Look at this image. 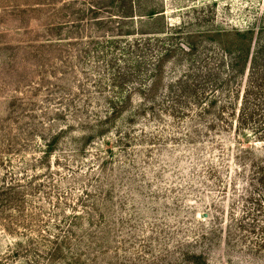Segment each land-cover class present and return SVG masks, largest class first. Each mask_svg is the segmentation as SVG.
Wrapping results in <instances>:
<instances>
[{"label":"rangeland","instance_id":"obj_1","mask_svg":"<svg viewBox=\"0 0 264 264\" xmlns=\"http://www.w3.org/2000/svg\"><path fill=\"white\" fill-rule=\"evenodd\" d=\"M109 1L0 0V141L7 145L10 140L21 139L24 146L18 151L9 147L0 151L19 167L24 161L41 158L44 139L70 126L71 133L51 156L49 170L38 167L30 171L42 175L48 170L56 181L67 178L60 193L51 191L48 200L46 195L38 194L29 211L35 217L41 215L48 230L65 222L71 224L75 252L64 255L65 264H73V257L79 256L81 264H168L184 250H192L190 242L211 226L219 212L226 219L233 192L229 190L223 196L204 184L194 168L192 146L175 141V130L169 124L156 123L144 115L127 127L141 91L150 88L148 85L143 89L136 76L140 70L145 72L152 54L143 51L140 43L139 50L133 49L122 58V52H129L124 44L151 38V33L164 27L146 22L143 16L127 24L109 19V13L115 12L108 7ZM152 9L164 10L170 25H185L192 31H229L251 26L255 17L264 13V0H134L135 13L145 15ZM61 24L66 38L63 44L42 45L47 30L57 31ZM126 32L134 36H123ZM112 40L122 43L112 46ZM114 48L118 49L116 53ZM172 67V61L164 64L165 79L158 94L178 76ZM117 70L120 74L113 77ZM125 81L124 94L133 92L131 112L113 123L105 137L94 139L73 166L69 164L70 170L63 169L61 158L74 160L72 139L83 130L78 120H70L69 116L61 120L57 115L76 107L86 111L88 120H94V114L104 113L105 107L93 98H98L99 92L114 96L117 92L112 84ZM118 130L131 133L128 147L117 142ZM144 132L162 135L163 140L141 137ZM107 150H112V156L106 154ZM101 164L105 173L99 176ZM97 168L98 175L91 178ZM57 199H61L59 208L55 207ZM42 234L48 237L55 233ZM28 236L30 233L11 237L0 227V264H64L63 259L48 262L45 253L36 251L41 239L37 233L30 236L37 242L34 249L26 246ZM18 243L24 248L16 255ZM221 248L211 249L209 264H264L243 255H233V260L225 263L220 257Z\"/></svg>","mask_w":264,"mask_h":264},{"label":"trees","instance_id":"obj_2","mask_svg":"<svg viewBox=\"0 0 264 264\" xmlns=\"http://www.w3.org/2000/svg\"><path fill=\"white\" fill-rule=\"evenodd\" d=\"M109 3L108 7L115 11L109 13V19L127 24L134 21L135 17L143 16L148 23L163 24L164 30L151 33V38L126 42L124 46L128 47L129 52L121 54L122 58H126L133 49L139 50L137 47L140 43L143 51L151 52L150 65L145 72L138 71L136 76L143 89L148 85L150 88L141 91L140 102L133 112L130 111L133 92L124 94L126 81L118 85L112 84L117 92L114 96H102L99 92L98 98H93L99 103L103 102L105 107L104 113L94 114V120H88L85 117L86 111L76 107L71 111L64 109V112H60L57 119L65 120L69 116L70 120L79 121L78 126L83 130L78 137L72 139L70 148L74 160L70 161L69 157L61 158L64 162L61 163L63 169L68 168L69 164L73 166L75 159L82 156L94 139L105 137L110 133L113 123L128 112H131V116L127 127L134 123L136 117L144 115L150 116L156 123L165 122V125L169 124L175 130L172 133L175 141L182 140L192 146L194 168L203 177L204 184L223 196L229 190L233 192L229 198L231 203L228 205L230 210L227 211L226 219L225 214L221 216L219 212L218 216L213 217L211 226L190 242L192 250H184L172 261L169 260L168 264H209V252L220 245V257L225 263L232 261L233 255H243L263 262L264 13L255 17L254 23L246 29L192 31L185 25H170L164 10L152 9L145 15H140L134 11V0H110ZM80 23L82 22L78 21L79 25ZM59 27L57 31L53 28H50L52 32L47 30L42 45L50 47L53 44H63V40H66L62 36L64 26L61 24ZM66 34L69 35L67 32ZM122 35L130 37L134 33L126 32ZM120 43L122 42L112 40L110 44L119 46ZM114 49L116 53L118 49ZM126 61L131 62L129 59ZM170 61L178 76L158 94L165 79L164 64ZM116 74H120V71L117 70L113 77ZM113 80L115 81L114 78ZM71 129L70 126L61 128L51 134V138L44 139L45 150L42 157L24 161L19 167H15L12 160L5 159L0 151V227L5 228L11 237L37 233L41 236L40 244L28 236L26 246H31L33 250L36 242V251L39 254L45 253L48 262L63 259L64 264V255L72 256L75 252L71 243L74 236L71 224L65 222L48 230V224L41 219V215L35 217L29 211L38 194L48 198L51 191L57 190L60 193L62 184L68 182L66 177L56 181L48 170L51 156L63 143L66 135L71 133ZM129 133L120 130L116 132L117 142L123 144V147L130 145ZM141 137L157 142L163 140L162 135L154 133L144 132ZM20 140H10L7 145L0 141V148L9 147L18 151L24 147ZM106 145L109 146V143ZM106 154L112 156V150H107ZM101 166L99 176L105 173V166ZM38 167L47 168V173L30 174V171ZM98 170L99 168L92 172L91 178L98 175ZM88 182L91 185L89 179ZM59 200L61 199H57L55 206L57 208L61 207ZM217 203L219 202L216 201V205ZM219 216L223 219L222 222ZM42 232L55 234L45 237ZM89 239L93 240V237L89 235ZM91 243L95 244L93 241ZM23 248L24 245L18 243L16 255ZM78 260H81L80 256L73 257V264H81Z\"/></svg>","mask_w":264,"mask_h":264},{"label":"water","instance_id":"obj_3","mask_svg":"<svg viewBox=\"0 0 264 264\" xmlns=\"http://www.w3.org/2000/svg\"><path fill=\"white\" fill-rule=\"evenodd\" d=\"M203 217H204V218H206L207 216H206V215H204Z\"/></svg>","mask_w":264,"mask_h":264}]
</instances>
